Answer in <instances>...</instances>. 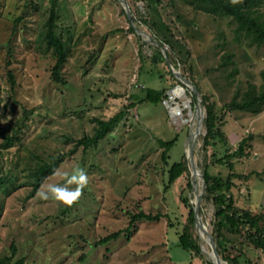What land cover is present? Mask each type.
I'll return each mask as SVG.
<instances>
[{
    "label": "rangeland",
    "instance_id": "1",
    "mask_svg": "<svg viewBox=\"0 0 264 264\" xmlns=\"http://www.w3.org/2000/svg\"><path fill=\"white\" fill-rule=\"evenodd\" d=\"M128 2L136 25L153 35L145 21L155 16L153 10L143 0ZM52 3L0 0V175L8 177L0 188V256L10 255L13 244V260L23 257L25 264L212 261V248L196 223L191 231L202 254L179 244L190 211L186 198L191 203L190 195L194 201L198 195L189 185L190 167L168 185L169 168L174 161H187V139L192 124L197 126L192 90L174 88L178 82L170 75L166 58H152L157 45L130 29L120 0H56V31L68 46L63 81H57L52 74L56 57L42 38ZM158 8L161 14L156 19L167 22L187 45L183 49H189L179 67L172 64L200 86L201 96L209 97L224 130V139L205 145L203 122L194 146L200 172L208 164L212 173L227 178L229 168L216 158L238 148L240 140L253 133L244 154L232 158V192L238 206L264 214V110L225 107L235 94L240 98L249 81L257 86L263 82V47L243 34L238 38V22L231 15L194 9L185 0H162ZM166 47L169 56L171 49ZM163 87L167 94L174 88L183 115L173 116L163 100H139L149 89ZM121 110L126 111L123 119L97 145H76L93 133L96 118L108 119ZM173 138L163 156L161 142ZM59 154L63 160L38 190L63 183V173L83 167L89 184L72 207L42 200L37 192L29 195L36 164ZM198 184L202 192V178ZM201 196L200 208L212 232L215 205ZM139 212L152 217L139 216L132 223ZM118 230V237L100 241ZM228 235L238 249L228 245L227 252L235 255L239 248L245 252L241 264L247 258L264 264V250L249 245L240 234Z\"/></svg>",
    "mask_w": 264,
    "mask_h": 264
},
{
    "label": "trees",
    "instance_id": "2",
    "mask_svg": "<svg viewBox=\"0 0 264 264\" xmlns=\"http://www.w3.org/2000/svg\"><path fill=\"white\" fill-rule=\"evenodd\" d=\"M143 1L146 2L147 8L153 10V15H155L152 18L147 16L145 21L152 29L153 34L171 49L169 52L170 59L176 67H179L178 63L185 61V52L189 54V49L186 51L183 49V47H186L187 45L179 38H176V35L173 33L167 22L161 19H156L161 14L158 7L162 0ZM185 1L192 5L194 9H199L214 15H231L238 22L235 27L236 36L239 38L240 35L243 34L252 43H256L264 49V10L261 9L263 0H241V2L237 4H232L231 0ZM52 2L53 3L49 10L50 15L45 22V31L42 34V38L46 44V48L56 57V62L52 67V74L57 81H63L62 68L67 61L68 46L62 35L56 31L59 12L55 6L56 0H52ZM129 27L132 31L135 30L132 23ZM155 47L156 50L152 58L155 61H164L165 58L161 49L158 46ZM230 57L231 56L227 54L225 59L229 60ZM181 72L188 76L183 69ZM169 73L175 80L177 79L172 70H169ZM11 76H13L12 73ZM177 82H179L178 79ZM194 83L196 82L194 81ZM196 85L198 89H200V86L197 83ZM166 96V88H151L143 97L139 98V100H147L158 103ZM202 98L206 107V116L204 118L206 134L204 137V143L205 145H211L215 144L218 139H224L223 137L225 135L219 122L220 117L216 113L214 104L209 100L208 96L202 95ZM195 101L196 98L193 93L192 102L194 103ZM225 107L228 109L248 110L253 113H259L264 110V73L263 82L259 86H257L256 83L249 81L247 89L241 93L240 98L239 95L235 94ZM125 114L126 111L121 110L108 119L96 118L97 125L95 126L93 133L85 134L79 138L76 145H83L84 148L97 145L101 139L105 138L114 130ZM253 138V133L248 134V136H245L240 140L238 148L233 151L228 150L224 157L216 158L217 162L229 168L230 174L227 178H224L221 172L216 174L212 173L208 164H205L204 166L203 173L206 182L204 197L212 200L215 205L212 232L219 247L220 255L224 260L230 262L231 264H241V256H244L245 252L241 248H239V253L235 255H231V253L227 252L228 245H233L237 248L232 238L229 237V233L240 234L246 243L264 250V214H255L249 208L238 206L232 192V187L234 186V180L232 178L234 175V165L232 158L244 154L245 146L247 144L250 145L248 141ZM174 141L175 138L169 141L161 142V144L165 147L163 156L167 154L168 149H170ZM62 160L63 154H59L51 156L49 160H44L36 164L32 173V189L29 195L32 196L37 192L45 177L49 173H52ZM186 170H189L188 161H174L169 168L168 185L173 183ZM7 178V175H0V188L6 186ZM189 185H192L191 182ZM186 201L190 206V211L188 214V222L184 225L183 231L179 234V244L185 249L192 250L195 252L194 254L201 255L202 250L200 243L191 231L192 225L195 223L194 209L189 201V198H186ZM200 210L203 212L202 208H200ZM139 216H146L149 218L152 217L151 214H146L144 212L135 213L133 215L132 223ZM120 233L121 230H118L103 237L100 241H109L110 239L118 237ZM12 248L13 250L10 255L0 256V264H25V258L23 257L15 261L13 260L16 249L13 244ZM246 260V264H253L251 259L247 258ZM207 264L214 263L211 260H207Z\"/></svg>",
    "mask_w": 264,
    "mask_h": 264
},
{
    "label": "water",
    "instance_id": "3",
    "mask_svg": "<svg viewBox=\"0 0 264 264\" xmlns=\"http://www.w3.org/2000/svg\"><path fill=\"white\" fill-rule=\"evenodd\" d=\"M120 2L123 4L126 13L131 21V23L133 24L136 32L140 35H142L143 39L149 43H152L154 45H157L163 52L164 57L166 58L167 63L170 66V69L172 70V72L174 73V75L176 76V78L178 79V83L177 85L174 87H189L192 92L195 95L196 98V109H195V116L197 118V126L195 127L194 124H192L191 129H190V133L187 139V152H186V157H187V161L189 164V167L191 169V173H192V189H194L196 187V176L199 174L200 178H202L203 180V190L202 192H198V195L196 196V200H193L192 195H190V199H191V203L193 204V209H194V214H195V223L196 225L201 229V234L202 236H204V238L206 239V241L210 244L211 248H212V252H211V256H212V262L214 264H228V262L226 260H224L222 258V256L220 255V250L219 247L215 241V238L212 234V232L210 231V228L208 226V224L206 223L203 214L200 210V200L202 199V193L204 194L205 192V177H204V173L200 172V167L199 164L196 160V156H195V144L196 141L199 137V133L201 131V128L203 126V122H204V109H205V104L203 101V98L201 96L200 90L198 89L197 85L194 83V81L192 79H190L188 76L184 75L181 70L179 68H176L169 56H168V50L166 47V44H164L163 42H161L154 34H150L148 31L139 28L133 17H132V12L130 9V5L128 0H120ZM174 88L172 89L174 91ZM191 104H189L190 106ZM200 110L202 111L200 113ZM201 124V125H200ZM197 131V136L195 137V139L193 141L190 140V138L192 137V135L194 134V132Z\"/></svg>",
    "mask_w": 264,
    "mask_h": 264
},
{
    "label": "clouds",
    "instance_id": "4",
    "mask_svg": "<svg viewBox=\"0 0 264 264\" xmlns=\"http://www.w3.org/2000/svg\"><path fill=\"white\" fill-rule=\"evenodd\" d=\"M241 0H231L232 4ZM63 183L48 184L37 191L36 195L42 200L54 199L68 207L77 204L84 195V189L89 184V175L85 168L75 167L71 173H63Z\"/></svg>",
    "mask_w": 264,
    "mask_h": 264
},
{
    "label": "built area",
    "instance_id": "5",
    "mask_svg": "<svg viewBox=\"0 0 264 264\" xmlns=\"http://www.w3.org/2000/svg\"><path fill=\"white\" fill-rule=\"evenodd\" d=\"M177 96L173 90L163 98L164 103L168 106L170 113L173 116L183 115L184 106L177 100Z\"/></svg>",
    "mask_w": 264,
    "mask_h": 264
},
{
    "label": "bare ground",
    "instance_id": "6",
    "mask_svg": "<svg viewBox=\"0 0 264 264\" xmlns=\"http://www.w3.org/2000/svg\"><path fill=\"white\" fill-rule=\"evenodd\" d=\"M185 88V87H184ZM186 89V88H185ZM202 111L200 110V113H201ZM201 125V124H200ZM197 136V131H195L194 132V134L192 135V137L190 138V140L191 141H193L194 139H195V137ZM199 179H200V175L198 174L197 176H196V187H195V189H196V193L198 194V191H199V189H198V187H199V184H198V182H199ZM202 232V231H201ZM206 241V240H205Z\"/></svg>",
    "mask_w": 264,
    "mask_h": 264
}]
</instances>
